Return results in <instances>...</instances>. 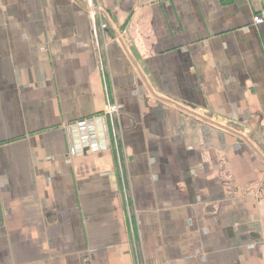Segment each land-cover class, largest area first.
I'll list each match as a JSON object with an SVG mask.
<instances>
[{
  "label": "crops",
  "instance_id": "1",
  "mask_svg": "<svg viewBox=\"0 0 264 264\" xmlns=\"http://www.w3.org/2000/svg\"><path fill=\"white\" fill-rule=\"evenodd\" d=\"M95 2L0 0V264H264V0Z\"/></svg>",
  "mask_w": 264,
  "mask_h": 264
},
{
  "label": "built area",
  "instance_id": "2",
  "mask_svg": "<svg viewBox=\"0 0 264 264\" xmlns=\"http://www.w3.org/2000/svg\"><path fill=\"white\" fill-rule=\"evenodd\" d=\"M95 0H87L86 8L89 9V15L95 32L96 53L100 56V39L98 36L97 10H100ZM264 22V11L254 16V23L261 24ZM107 24H103L104 30H107ZM121 106L115 103H109L106 111L98 117L82 118L66 123L65 128L68 133L78 131L80 133L81 145L91 152L107 150L111 141L117 140L116 136L112 137L107 130L104 122L107 116H112L120 111ZM102 118L104 128L99 124V118ZM104 119V120H103Z\"/></svg>",
  "mask_w": 264,
  "mask_h": 264
}]
</instances>
